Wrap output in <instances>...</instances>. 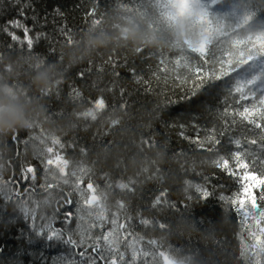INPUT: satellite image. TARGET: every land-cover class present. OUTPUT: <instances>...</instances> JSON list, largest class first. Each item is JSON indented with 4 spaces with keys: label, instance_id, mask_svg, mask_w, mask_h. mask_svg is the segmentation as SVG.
<instances>
[{
    "label": "trees",
    "instance_id": "1",
    "mask_svg": "<svg viewBox=\"0 0 264 264\" xmlns=\"http://www.w3.org/2000/svg\"><path fill=\"white\" fill-rule=\"evenodd\" d=\"M126 2L132 4L136 0ZM18 3L24 7L20 0H0V25L18 15ZM30 3L28 23L37 31L48 33V39L40 42L34 54L47 57L50 63L40 71H30L28 53H21L19 49L8 50L9 38L0 33V52L5 57L3 63H10L13 68L12 72L0 77L5 81L0 88L6 89V81L11 76L25 86L30 84V89L16 93L25 97L35 109L31 124L40 123L47 133L61 137L68 145L66 152L90 167L93 179L101 186L105 174L114 184L126 182L129 178L135 180L134 191L114 188L110 203L124 200L128 215L134 218V226L141 234L158 237L165 244L184 249V256L179 258L183 264H245L240 256L242 227L239 217L215 197L207 201L195 197L186 200L184 189L186 180L203 183V177H212L213 173V185H225L228 190L236 187L229 177L211 164L215 154L198 149L190 138L197 133L203 137L207 129L215 126L225 132L220 151L227 152L232 148L230 138H241L242 142L245 138L259 139L260 130L241 124L230 128L225 126L224 107L239 106L231 97L225 102L220 93L209 94L205 90L192 96V83L175 80L171 66L168 72L162 71L158 49L168 47L166 40L148 30L143 18L124 17L122 13L112 15L121 0H30ZM93 7L98 13L110 14L100 26H90L92 17L88 12ZM60 26H67L76 34L77 42L71 47L63 45ZM126 27H135L156 43H149L147 39H125L121 32ZM89 36H104L108 42L105 46L90 48ZM136 47H145V50L137 53ZM62 53L64 59L60 64L58 57ZM165 55H168L167 50ZM46 70L54 81L50 96L41 95V88L34 83L36 75ZM62 70L64 75L61 78ZM80 72L85 73L83 78L78 75ZM58 79L62 82L57 86L55 81ZM101 95L116 110L110 108L106 115L94 122L77 119L76 114L88 107L84 100ZM121 104L125 105L122 110ZM113 121L119 123L110 126ZM19 132L27 138L38 135L39 129L21 128ZM10 136L11 133L0 138V165H4L0 175L4 180L17 181V190L27 195L24 189L28 181L21 178L20 167L26 163H38L34 145L38 146L39 142L30 140L27 145H16L10 141ZM148 139L154 140L156 145L145 146L143 141ZM248 148L256 155L264 156L259 145H248ZM40 182L38 175L36 183ZM161 189H167L168 201L176 203L181 212L194 220L178 217L168 205L152 209L151 203ZM42 195L40 193L36 198ZM14 207L9 205L6 216L0 219V248L3 249L0 264H53L63 254L65 246H49L35 237L29 243L27 222L22 216L12 219L17 215ZM67 210V206L60 207L55 221L57 227L63 226L62 214ZM48 211L51 213L52 209ZM140 214L147 218L175 220V223L167 232L152 231L139 224Z\"/></svg>",
    "mask_w": 264,
    "mask_h": 264
},
{
    "label": "snow or ice",
    "instance_id": "2",
    "mask_svg": "<svg viewBox=\"0 0 264 264\" xmlns=\"http://www.w3.org/2000/svg\"><path fill=\"white\" fill-rule=\"evenodd\" d=\"M20 2L24 7L17 4L18 15L0 25V33L9 38L8 50L28 53L30 71H40L50 62L47 57L34 54V49L48 39V33L37 31L28 23L30 0ZM56 11L59 13V9ZM118 13L124 17L143 18L148 30L166 40L168 47L158 49L162 57L159 61L161 70L168 72L171 66L175 80L192 83V96L205 90L209 94L220 93L225 102L231 97L239 105L231 109L224 107L225 126L241 124L260 130L259 139L245 138L242 142L241 138H230L232 148L227 152L220 151L225 132L215 126L207 129L203 137L197 133L190 138L198 149L215 154L211 164L236 187L228 190L225 185H213V173L212 177H203V183L186 180L184 191L186 200L195 197L207 201L215 197L228 205L239 217L242 227L241 258L245 264H264V156L256 155L248 148V145H259L264 152V0H136L132 4L121 0L112 15ZM88 15L92 17L90 26H100L110 14L98 13L93 7ZM59 35L67 47L77 42L76 34L67 26H60ZM144 50L145 47L135 48L137 53ZM4 59L0 52V77L13 71L10 63H3ZM63 59L62 53L58 62L62 64ZM132 71L135 74V70ZM63 75L62 70L60 77ZM78 75L83 78L85 73ZM15 78L11 76L6 81L8 93L31 88L30 84L25 86ZM61 82L62 79H58L55 85ZM3 84L5 81L0 78V85ZM55 90L58 92V87ZM39 91L43 96H50L53 86ZM84 103L88 107L76 116L86 122L97 121L110 108L116 110L103 95L87 98ZM119 107L122 110L125 105ZM118 123L113 121L110 126ZM26 129H39V134L24 138L17 129L11 133L10 141L16 145L38 141V146L34 145L38 163L20 167L21 178L28 181L24 189L27 195L17 190V181L4 180L0 175V219L6 216L7 207L14 205L17 215L12 219L22 216L27 222L29 243L35 237L49 246L55 244L59 248L64 245L63 254L53 264H183L179 258L184 256V249L165 244L158 237L141 234L134 226V218L128 215L125 201L110 203L114 188L134 191L135 180L129 178L114 184L105 174L101 186L93 179L90 167L66 152L68 145L61 137L47 133L40 123L30 124ZM143 144L153 147L156 142L148 139ZM81 153L84 154L83 149ZM3 168L4 165H0V169ZM38 175L42 181L39 184L36 183ZM40 193L43 195L37 199ZM167 196L168 190L161 189L151 208L168 205L178 217L194 220L181 212L176 203H170ZM65 206L69 210L62 214L63 226L57 227L55 221L60 207ZM48 209H52L51 213ZM174 223L175 220L147 218L142 214L139 219L140 225L161 233L167 232ZM186 259L190 261L191 258Z\"/></svg>",
    "mask_w": 264,
    "mask_h": 264
},
{
    "label": "clouds",
    "instance_id": "3",
    "mask_svg": "<svg viewBox=\"0 0 264 264\" xmlns=\"http://www.w3.org/2000/svg\"><path fill=\"white\" fill-rule=\"evenodd\" d=\"M121 36L129 41H145L156 43L154 39L147 38L135 27H126ZM108 38L104 36H89L90 48L105 46ZM49 71L38 73L34 78L37 88L46 89L53 83ZM35 111L29 101L19 93L10 94L5 88H0V138L21 128H27L31 124L32 113Z\"/></svg>",
    "mask_w": 264,
    "mask_h": 264
},
{
    "label": "bare ground",
    "instance_id": "4",
    "mask_svg": "<svg viewBox=\"0 0 264 264\" xmlns=\"http://www.w3.org/2000/svg\"><path fill=\"white\" fill-rule=\"evenodd\" d=\"M60 220V219H59ZM63 220V219H62ZM61 221V220H60Z\"/></svg>",
    "mask_w": 264,
    "mask_h": 264
}]
</instances>
